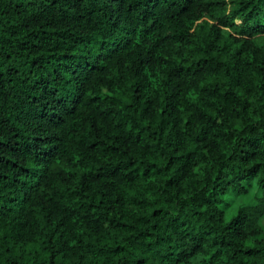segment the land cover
Segmentation results:
<instances>
[{
	"label": "trees",
	"instance_id": "16d2710c",
	"mask_svg": "<svg viewBox=\"0 0 264 264\" xmlns=\"http://www.w3.org/2000/svg\"><path fill=\"white\" fill-rule=\"evenodd\" d=\"M0 264H264V0H0Z\"/></svg>",
	"mask_w": 264,
	"mask_h": 264
}]
</instances>
